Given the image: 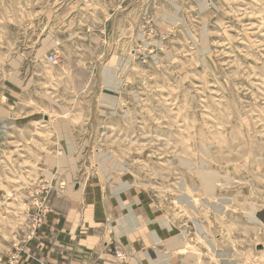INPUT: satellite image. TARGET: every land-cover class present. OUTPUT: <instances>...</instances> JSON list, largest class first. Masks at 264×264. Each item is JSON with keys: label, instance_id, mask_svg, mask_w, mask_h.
Segmentation results:
<instances>
[{"label": "rangeland", "instance_id": "374dc122", "mask_svg": "<svg viewBox=\"0 0 264 264\" xmlns=\"http://www.w3.org/2000/svg\"><path fill=\"white\" fill-rule=\"evenodd\" d=\"M68 217L115 264H264V0H0V264Z\"/></svg>", "mask_w": 264, "mask_h": 264}, {"label": "crops", "instance_id": "0c3cea01", "mask_svg": "<svg viewBox=\"0 0 264 264\" xmlns=\"http://www.w3.org/2000/svg\"><path fill=\"white\" fill-rule=\"evenodd\" d=\"M99 206L100 205L98 204V208ZM58 218L59 215L55 214L53 220H57ZM67 220L68 223L63 225H59L57 222H53L50 225L53 230L55 229L58 231L57 236L62 238L47 242V247L45 248L46 264H115L114 259L110 256L111 244H109V240H83L80 237L77 239V237L71 234L74 224H70L71 219L69 217ZM101 220L103 221V219ZM131 220L132 218L130 221ZM104 221L105 225H107L106 221H109V217L107 216ZM124 221L129 222V219H124ZM91 222L92 221H90V223ZM131 222L134 221L132 220ZM131 222L127 230H130L134 227V223ZM90 223L86 225V232L91 231V229H89ZM110 225L111 224H108L109 227ZM116 234L117 236H120L121 232H116ZM166 242L168 243L167 246L169 247L174 248V246H176L175 240H167ZM134 252L136 254L135 257L137 261L140 262V264H171L170 261L162 259L163 255L161 252H157L156 257L154 256L152 258H150L149 252L147 250H141L137 248ZM30 264L37 263L31 262Z\"/></svg>", "mask_w": 264, "mask_h": 264}, {"label": "built area", "instance_id": "2783aa9c", "mask_svg": "<svg viewBox=\"0 0 264 264\" xmlns=\"http://www.w3.org/2000/svg\"><path fill=\"white\" fill-rule=\"evenodd\" d=\"M47 60L51 63L55 62V57L53 55H49V57L47 58ZM115 258L118 260L119 264H128L126 261H125V257L124 255L122 254V252L120 251H116L115 252Z\"/></svg>", "mask_w": 264, "mask_h": 264}, {"label": "bare ground", "instance_id": "6f19581e", "mask_svg": "<svg viewBox=\"0 0 264 264\" xmlns=\"http://www.w3.org/2000/svg\"><path fill=\"white\" fill-rule=\"evenodd\" d=\"M44 97H45L46 100H48L49 102H51V100H49V97L46 96L45 94H44ZM202 173H203V172H202ZM206 173H207V172H206ZM212 174H213V173H212ZM214 176H215V174H214ZM204 177H205V176H204ZM207 178H208V177H207ZM210 179H211V178H210ZM205 186H206V185H205ZM207 188H208V187H207ZM131 226H132V225H131ZM195 226H196L197 231L202 235V237L206 238L205 235H203L202 232H201V230L199 229V226H198L197 224H195ZM202 227H203V226H202ZM155 240H156V239H155ZM178 240H179V239H177V241H178ZM156 241H157V240H156ZM177 241H176V242H177ZM177 244H178V245L181 244V243H180V240L177 242ZM177 244H176V245H177ZM209 244H210V246L213 247V244L211 245L210 242H209ZM257 249H258V248H257ZM183 251H184V250H183ZM133 264H134V263H133Z\"/></svg>", "mask_w": 264, "mask_h": 264}, {"label": "water", "instance_id": "95a60500", "mask_svg": "<svg viewBox=\"0 0 264 264\" xmlns=\"http://www.w3.org/2000/svg\"><path fill=\"white\" fill-rule=\"evenodd\" d=\"M43 119L46 120V116H43ZM260 248H261V245L258 246V249H260Z\"/></svg>", "mask_w": 264, "mask_h": 264}]
</instances>
